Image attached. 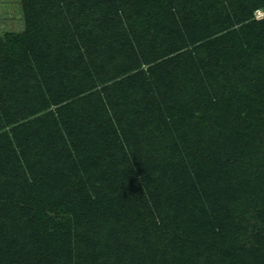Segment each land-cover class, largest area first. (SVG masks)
<instances>
[{"label":"trees","instance_id":"1","mask_svg":"<svg viewBox=\"0 0 264 264\" xmlns=\"http://www.w3.org/2000/svg\"><path fill=\"white\" fill-rule=\"evenodd\" d=\"M21 5L0 264H264V229L226 235L240 203L264 223V0Z\"/></svg>","mask_w":264,"mask_h":264},{"label":"rangeland","instance_id":"2","mask_svg":"<svg viewBox=\"0 0 264 264\" xmlns=\"http://www.w3.org/2000/svg\"><path fill=\"white\" fill-rule=\"evenodd\" d=\"M257 18L264 17V11H255ZM24 29V18L21 0H0V35L4 32H20ZM246 204H239V212L235 213L236 221L232 222L227 236L233 240L235 248L253 245L254 235L258 229H264V223L260 222L253 214L247 215ZM245 209V210H244ZM234 213L235 211L232 210ZM229 242V239L227 240ZM225 264H229L228 260Z\"/></svg>","mask_w":264,"mask_h":264}]
</instances>
